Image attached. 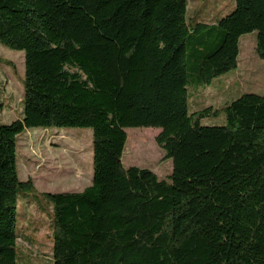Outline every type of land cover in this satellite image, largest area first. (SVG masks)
I'll return each instance as SVG.
<instances>
[{
  "label": "trees",
  "instance_id": "trees-1",
  "mask_svg": "<svg viewBox=\"0 0 264 264\" xmlns=\"http://www.w3.org/2000/svg\"><path fill=\"white\" fill-rule=\"evenodd\" d=\"M187 0H0V44L22 51V117L0 123V264H16L26 129L92 131L91 183L43 193L51 264H264V96L190 112L189 89L237 67L254 32L264 59V0H234L214 23ZM223 114L225 125L201 119ZM160 129L167 178L124 167L126 128Z\"/></svg>",
  "mask_w": 264,
  "mask_h": 264
},
{
  "label": "rangeland",
  "instance_id": "rangeland-1",
  "mask_svg": "<svg viewBox=\"0 0 264 264\" xmlns=\"http://www.w3.org/2000/svg\"><path fill=\"white\" fill-rule=\"evenodd\" d=\"M234 0H187L189 22L211 24L229 14ZM255 33L239 38L237 67L208 85L189 89L190 112L207 106L221 108L242 93L264 96V59L254 51ZM24 61L22 51L0 44V123L22 117ZM207 126L225 125L223 114L201 119ZM122 152L124 167L154 171L159 178L171 173V160L163 158L156 142L158 128H126ZM16 165L20 180L31 179L34 190L19 192L16 209V264H51V205L43 193L82 191L91 183L92 131L87 127L51 126L18 134Z\"/></svg>",
  "mask_w": 264,
  "mask_h": 264
}]
</instances>
